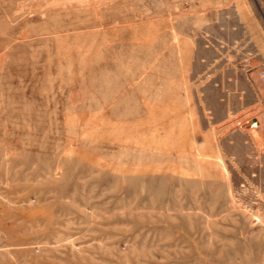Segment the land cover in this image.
I'll return each instance as SVG.
<instances>
[{
  "label": "rangeland",
  "instance_id": "obj_1",
  "mask_svg": "<svg viewBox=\"0 0 264 264\" xmlns=\"http://www.w3.org/2000/svg\"><path fill=\"white\" fill-rule=\"evenodd\" d=\"M240 36L264 98V0H0V264H264Z\"/></svg>",
  "mask_w": 264,
  "mask_h": 264
},
{
  "label": "crops",
  "instance_id": "obj_2",
  "mask_svg": "<svg viewBox=\"0 0 264 264\" xmlns=\"http://www.w3.org/2000/svg\"><path fill=\"white\" fill-rule=\"evenodd\" d=\"M246 23H242V27H246ZM247 37L240 36V40L237 42L235 40V49L231 52V56L234 57L230 61V76L234 80V86L231 85V90L234 93L232 97L235 101L236 111L241 110L242 108L247 107L250 104V99H253L255 105L261 103L264 104V98L261 95V92L258 88H250L247 84L249 75H248V66L245 62L248 51H249V42ZM239 44V45H237ZM237 57L239 59L237 60ZM264 63V58L261 57V64ZM263 65V64H262ZM239 83V84H237ZM253 97V98H252ZM249 99V100H248ZM243 100H248L247 102Z\"/></svg>",
  "mask_w": 264,
  "mask_h": 264
},
{
  "label": "built area",
  "instance_id": "obj_3",
  "mask_svg": "<svg viewBox=\"0 0 264 264\" xmlns=\"http://www.w3.org/2000/svg\"><path fill=\"white\" fill-rule=\"evenodd\" d=\"M260 79H261L262 84H263V86H264V69H262V70L260 71Z\"/></svg>",
  "mask_w": 264,
  "mask_h": 264
},
{
  "label": "bare ground",
  "instance_id": "obj_4",
  "mask_svg": "<svg viewBox=\"0 0 264 264\" xmlns=\"http://www.w3.org/2000/svg\"><path fill=\"white\" fill-rule=\"evenodd\" d=\"M101 94H102V93H101ZM109 96H110V95H109ZM128 101H129V100H128ZM128 101H127V102H128ZM114 104H115V103H114ZM126 104H127V103H126ZM126 112H127V111H126ZM143 112H144V111H143ZM143 112H142V113H143ZM118 113H119V112H118ZM120 114H121V113H120ZM126 114H127V113H126ZM126 129H127V128H126Z\"/></svg>",
  "mask_w": 264,
  "mask_h": 264
}]
</instances>
